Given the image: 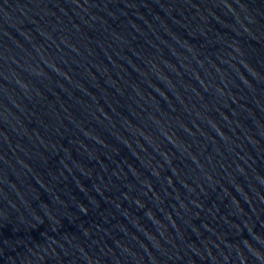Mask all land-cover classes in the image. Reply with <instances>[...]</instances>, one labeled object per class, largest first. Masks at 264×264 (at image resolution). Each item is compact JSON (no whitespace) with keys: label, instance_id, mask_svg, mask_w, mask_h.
Listing matches in <instances>:
<instances>
[{"label":"water","instance_id":"obj_1","mask_svg":"<svg viewBox=\"0 0 264 264\" xmlns=\"http://www.w3.org/2000/svg\"><path fill=\"white\" fill-rule=\"evenodd\" d=\"M0 264H264V0H0Z\"/></svg>","mask_w":264,"mask_h":264}]
</instances>
